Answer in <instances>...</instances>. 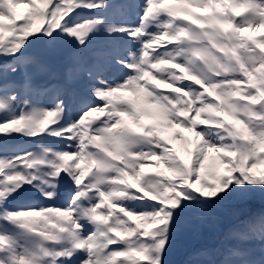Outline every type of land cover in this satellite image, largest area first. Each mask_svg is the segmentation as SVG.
Returning a JSON list of instances; mask_svg holds the SVG:
<instances>
[{"label": "snow or ice", "instance_id": "6c2138e0", "mask_svg": "<svg viewBox=\"0 0 264 264\" xmlns=\"http://www.w3.org/2000/svg\"><path fill=\"white\" fill-rule=\"evenodd\" d=\"M60 4L51 0L49 12ZM81 4L104 6L103 0H72L51 28L45 21L42 27L25 24L26 18L0 7V112L10 110L19 90L44 89L47 82L37 78L62 60L64 79L50 84L57 95L82 74L99 79L107 70L99 60L89 65L79 52L66 56L57 43L53 30ZM152 22L159 31H147ZM102 23L86 21L64 31L83 45ZM21 26L23 38L7 47L6 37ZM260 29L264 0H146L141 26H106L140 39L141 47L127 61L116 58L130 70L123 82L91 87L101 104L65 127H52L62 118V101L47 109L25 99L30 111L0 120L3 135L47 132L74 141L49 160V148L44 156L0 159V264H264V212L242 217L227 243L188 247L218 209L264 202V33L249 34ZM42 32L48 39L36 37L40 48L26 46ZM144 117L153 122L144 123ZM165 128L182 145H192L187 158ZM21 159L26 169L50 165L51 187L40 188L35 176L17 170ZM146 159L155 161L157 172L144 178ZM24 184L61 204L11 210L9 198L23 194ZM133 201L139 203L130 206ZM6 223L33 234L34 243L17 245ZM182 247L183 258L173 259Z\"/></svg>", "mask_w": 264, "mask_h": 264}]
</instances>
